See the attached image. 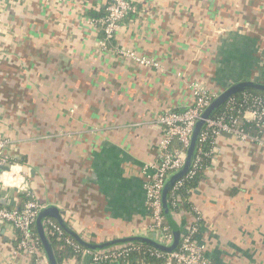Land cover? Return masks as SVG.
<instances>
[{"label":"crops","instance_id":"1","mask_svg":"<svg viewBox=\"0 0 264 264\" xmlns=\"http://www.w3.org/2000/svg\"><path fill=\"white\" fill-rule=\"evenodd\" d=\"M108 2L22 0L0 23V138L32 194L97 243L151 234L144 185L157 119L187 106L192 80L221 93L264 77V0H136L138 12L104 45L90 19ZM1 190L20 205L16 188ZM190 201L174 218L190 226L198 211L197 239L214 264H264V132L252 142L221 134ZM16 238L0 221V264H36ZM85 256L63 264H95Z\"/></svg>","mask_w":264,"mask_h":264},{"label":"built area","instance_id":"2","mask_svg":"<svg viewBox=\"0 0 264 264\" xmlns=\"http://www.w3.org/2000/svg\"><path fill=\"white\" fill-rule=\"evenodd\" d=\"M22 0H0V23L4 14L12 7L17 6ZM136 0H109L107 15L101 18H91V24L100 28L104 34L103 44L112 40L120 26V23L130 15L138 12ZM122 56L133 59L141 66H158L153 59L140 56L131 49H122ZM264 62V61H263ZM192 98L183 110H168L162 113L157 121L161 126V136L158 142V158L146 173L145 190L146 204L151 219L148 227L151 234H155L159 242L172 243L173 235L166 223L163 208V189L169 176L182 168L187 156V150L191 144V136L198 120L213 100L220 94L210 89L201 80H192L190 83ZM233 97V96H232ZM232 97L228 100H231ZM242 105L246 109L237 110L236 114L228 116L220 114L210 116L205 120L196 148L192 166L185 176H193L203 164L205 157H212L216 148L217 138L228 133L242 142L259 141L260 136L250 135L244 128V121H254L264 128V95L244 93ZM229 104L235 106L232 99ZM178 143V144H177ZM8 138H0V166L10 167L9 171L0 170V188L14 187L17 193L27 196V199L19 207L0 204V221L11 224L17 232L16 249L34 257L36 264H49L44 250L39 245V240L34 233L36 218L44 205L32 194L28 187L26 175L22 164L8 152ZM209 147V149H207ZM15 169V170H14ZM148 168H146L147 170ZM4 173H9L11 183H5ZM184 176V177H185ZM177 180L171 194L174 200L179 199L177 190L183 185V179ZM195 223L188 226L182 236L178 247L171 252H163L153 248L152 253L157 257H163V264H214L207 254L208 246L197 239L200 214L197 210ZM51 233L63 235L64 229L52 219L45 223ZM67 242L81 255L89 256L95 264H107L110 262H122L130 264L126 258L130 252L139 250L135 244H124L105 250H92L84 247L78 241L66 237Z\"/></svg>","mask_w":264,"mask_h":264},{"label":"water","instance_id":"3","mask_svg":"<svg viewBox=\"0 0 264 264\" xmlns=\"http://www.w3.org/2000/svg\"><path fill=\"white\" fill-rule=\"evenodd\" d=\"M247 89H256V90H264V83L261 81L255 80V79H248L245 78L241 81H238L232 85H230L228 88H226L224 91H222L214 100L213 102L206 108L204 113L202 114V118L197 121L192 136H191V144L187 150V156L185 159V163L182 166L180 170L177 172L172 173L169 178L167 179L164 189H163V208L164 212L168 215L170 214L169 206H168V196L169 193L176 183L177 180H179L181 177L186 175L188 171L190 170L194 157L196 148L199 142V137L201 134V131L205 125V120L212 116L213 112L218 109L224 102H226L228 99H230L235 94H238L242 91H245ZM0 170L9 171L10 167L8 166H0ZM6 190L0 191V204L1 205H10L13 207H19V205L16 204V200L14 198H8L6 195ZM50 218L55 219L60 226L69 232L81 245H83L86 248L92 249V250H105L112 247H116L119 245L124 244H135V243H145L149 246H152L153 248H156L163 252H171L174 251L179 243L181 236H183L188 226L186 225V220H183L181 222L182 229L174 230L172 233L173 240L172 243L166 244L163 242H159L156 238L155 234H150L147 236L144 235H132V236H126L121 238H116L112 240H108L105 242H91L83 238L80 234H78L76 231L71 229L68 224L63 219L62 211L59 210L56 206L50 205V206H44L35 221V227L36 231L42 246V249L44 250L49 264H59L52 246V243L50 242V239L47 236L46 233V221ZM85 259H87V256H85Z\"/></svg>","mask_w":264,"mask_h":264},{"label":"trees","instance_id":"4","mask_svg":"<svg viewBox=\"0 0 264 264\" xmlns=\"http://www.w3.org/2000/svg\"><path fill=\"white\" fill-rule=\"evenodd\" d=\"M107 15V11L103 16L105 17ZM95 17V18H101ZM263 43V42H262ZM262 83H264V77L260 80ZM244 93H255V94H262L264 95V90H256V89H247L245 91H242L238 94H235L232 99L236 101L235 106L231 107L232 105L229 104V102L232 100H227L224 102L218 109H216L212 116L220 115V114H227L228 116H231L233 114H236L238 109H246L247 106L242 105V95ZM244 128L245 130L253 136H262L264 132V128L260 125H258L254 121H244ZM178 144V143H177ZM209 149V147H207ZM212 157H205L203 164L200 166V169L193 175V176H183V185L177 190L179 194V199L174 200L173 195L171 194L172 189L168 196V206L170 210V214H166L164 212V216L166 219L167 225L170 227V230L173 232L174 230H181L182 226L181 223L177 222L174 218V213H184L186 211H189L192 209L190 196L191 192L195 190L203 178L205 169L209 166L211 162ZM182 178V177H181ZM180 178V179H181ZM173 188V187H172ZM27 199V196L25 194L19 193V201L20 204H23V202ZM54 220V219H52ZM56 223H58L56 220H54ZM59 224V223H58ZM198 226L201 225V220L197 222ZM34 233L36 238H38V234L36 231V227L34 226ZM46 233L48 238L50 239V242L52 243L57 261L59 264H63L64 260L70 258V257H77L81 258L82 255L74 250V248L67 242L66 237L72 238L76 240L69 232L64 230L63 235H58V233H51V230L46 228ZM173 234V233H172ZM182 238V236H181ZM77 241V240H76ZM181 241V239H180ZM39 245L41 246L40 240ZM136 246H139V250H134L130 252V254L126 257L130 263L132 261H142L147 264H163V257H157L152 253L153 247L149 246L145 243H135Z\"/></svg>","mask_w":264,"mask_h":264},{"label":"clouds","instance_id":"5","mask_svg":"<svg viewBox=\"0 0 264 264\" xmlns=\"http://www.w3.org/2000/svg\"><path fill=\"white\" fill-rule=\"evenodd\" d=\"M3 179H4L5 183H11L12 182L11 176L9 173H4Z\"/></svg>","mask_w":264,"mask_h":264}]
</instances>
